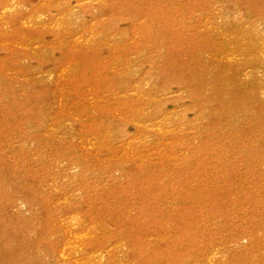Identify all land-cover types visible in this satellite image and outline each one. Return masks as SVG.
Returning a JSON list of instances; mask_svg holds the SVG:
<instances>
[{
	"label": "rangeland",
	"instance_id": "rangeland-1",
	"mask_svg": "<svg viewBox=\"0 0 264 264\" xmlns=\"http://www.w3.org/2000/svg\"><path fill=\"white\" fill-rule=\"evenodd\" d=\"M212 261L264 264V0H0V264Z\"/></svg>",
	"mask_w": 264,
	"mask_h": 264
},
{
	"label": "bare ground",
	"instance_id": "bare-ground-1",
	"mask_svg": "<svg viewBox=\"0 0 264 264\" xmlns=\"http://www.w3.org/2000/svg\"><path fill=\"white\" fill-rule=\"evenodd\" d=\"M245 239H247L245 236H240L239 238H237V239H235L234 241H235V244L236 245H240V243L243 241V240H245ZM15 242V241H14ZM250 243H251V248H253L254 247V242L252 241V242H249L247 245H245L244 247H245V249H247V247L250 245ZM240 246H242V245H240ZM245 249L244 248H242L241 247V253L244 255V251H245ZM248 260L249 261H251L250 260V258H248ZM212 264H215L213 261H212ZM218 264H221V262H219Z\"/></svg>",
	"mask_w": 264,
	"mask_h": 264
}]
</instances>
